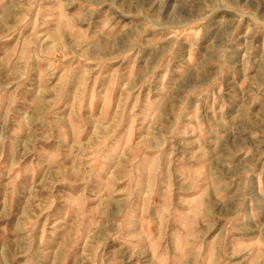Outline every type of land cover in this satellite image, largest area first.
Instances as JSON below:
<instances>
[{
    "label": "rangeland",
    "instance_id": "rangeland-1",
    "mask_svg": "<svg viewBox=\"0 0 264 264\" xmlns=\"http://www.w3.org/2000/svg\"><path fill=\"white\" fill-rule=\"evenodd\" d=\"M0 264H264V0H0Z\"/></svg>",
    "mask_w": 264,
    "mask_h": 264
}]
</instances>
